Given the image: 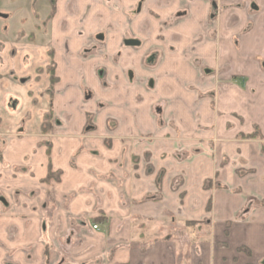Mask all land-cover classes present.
<instances>
[{"label":"crops","instance_id":"0c3cea01","mask_svg":"<svg viewBox=\"0 0 264 264\" xmlns=\"http://www.w3.org/2000/svg\"><path fill=\"white\" fill-rule=\"evenodd\" d=\"M117 1L106 14L118 31L114 56L104 35L80 46L81 55L92 48L85 55L124 64L119 73L99 60L104 99L122 97L132 113L118 112L115 130L100 117L73 131L78 99L70 102L64 88L56 90L60 101L40 93L62 83L57 63L44 73L52 47L7 41L0 52V264H264V99L257 102L264 0ZM139 17L154 28L163 22L165 32L139 36L132 26ZM10 71L31 72L32 81L27 86ZM181 75L195 98L172 92ZM120 88L125 94L109 92ZM93 89H83L85 105ZM158 89L166 98L151 101L157 113L142 117L141 105ZM237 97L251 102L240 107ZM205 101L217 121L235 113L240 124L205 133L171 125L179 122L174 105L202 108ZM53 106L62 128L43 124ZM195 127L205 128L198 120ZM190 233L189 254L182 253Z\"/></svg>","mask_w":264,"mask_h":264},{"label":"rangeland","instance_id":"374dc122","mask_svg":"<svg viewBox=\"0 0 264 264\" xmlns=\"http://www.w3.org/2000/svg\"><path fill=\"white\" fill-rule=\"evenodd\" d=\"M125 1L126 0H122V2ZM117 4L120 5L117 0H0V52L3 48H5V46H7V41L15 43L16 41L27 42L28 44L35 46L36 49H42L41 46H50L53 48L52 55L49 54L50 61L48 62L49 66L47 67L49 69H45L44 73L50 76L49 70L50 68H53V62L57 63V75L61 78L62 83L60 84V88L56 89L52 87V84L48 86L49 83H47L48 87L45 86L40 93H44L45 95V93L48 92L47 96H49V99L50 97L52 98V102L54 96H56V99L60 101L62 98L60 95L61 93L56 95V90L60 91L64 88L69 92L68 97L70 98V102L75 98L78 99L77 107L79 106V108H81V115H77V120L72 122L73 131L88 126L90 122H94L100 117H102V119L107 118L106 123L104 122V124L102 122L101 124H104L105 127L107 126L108 131H112L115 130L116 124L118 123L116 117V114H119L118 112H121L124 116L132 115V113L128 111L130 106H127L125 102L122 103V97L111 98L108 100L104 99V96H107L108 91L106 92L104 90L105 86L101 85L105 83V80L99 78L101 74L106 72V66L105 64L99 62L100 59L101 61H103V59H107L110 65L116 66L119 73L121 70L120 68L123 67L124 64H120V61L117 59L112 60L111 56L104 58V55L102 56L101 53H97L93 57L85 55L90 52L92 48L83 50L82 55L80 53V49H82L80 48L81 45L87 44L89 40H94L95 36L102 34L105 36L104 49L108 50L112 56H114L116 46L114 41L117 38L118 31L115 30L114 25L109 23L106 14L109 10L115 9ZM161 23L156 25L154 28V25L151 22H144V19L139 17L137 21L135 20L132 23V26L139 33V36L148 37L149 33L153 36L155 34H162L165 32L164 26ZM46 49L48 48L46 47ZM16 57L20 58V54ZM35 59L36 61H39L37 55L35 56ZM174 59L177 61L176 57H174ZM114 60H117V63H115ZM153 60L154 59L152 58L151 61ZM147 62L149 63V61ZM127 63L128 60H126V64ZM236 63L239 66L241 64V59H237ZM68 66L70 68L67 70ZM73 68H76V73H73ZM11 72L12 71H10L7 75L13 78L15 76H20L18 81L27 82V86L30 83L29 81H32L30 74H27L31 72H27L24 75H10ZM1 74L4 73L2 72ZM41 77L42 79H40V81L37 80L39 85L45 82L46 78L43 77H46V75L43 74ZM162 77H164V79L165 77L171 78V73L167 72ZM153 80L154 79L152 78L151 82H153ZM184 80L183 75L175 77L172 81V92L180 94L182 91L185 93L192 91L193 95L196 94L197 90H189V87L184 84L186 83ZM117 82L122 84V80ZM240 84L241 83H237L239 87ZM167 85L171 86L170 82ZM86 87H90L92 89L94 88L92 98H87V100L89 99V103L87 105L83 102V99L85 98L83 89ZM174 87L180 89L175 90ZM121 88L118 90L111 89L109 92L113 93L114 96H116L117 93L121 94L122 92L125 94V89ZM98 95L105 101L98 99ZM161 98H166V95L165 92L158 89V92H154V96L151 100H146L141 105V116H154L157 113L158 107H153L149 110V104L151 101H158ZM193 98H195V95ZM263 99L264 94H261L257 102L259 103L260 100ZM114 100H117L120 104H115V102H113ZM250 102L251 100L247 98L242 99V102L238 100V97L236 98V103H238L240 107H244V103L249 104ZM102 103H106L108 106L104 107L101 105ZM207 105V101L203 103L202 108L199 106H193V108H190L186 103L183 105H174L172 112L175 116L174 118H178L179 122H173L172 120L171 125L175 127L178 124H181L184 127L189 126L190 128L188 130L191 129L194 133H196V131L205 133L206 131L216 128L217 124L223 131L229 130L226 127L230 124L231 126L235 125V123L240 124V119L235 113L229 114L232 117L229 121H224L226 116L223 114L219 115L220 120L217 121L218 115L212 112L211 104H209V108ZM58 110L61 109L58 108ZM60 112L61 111H57V108L55 109L54 106L51 112L50 109L49 111L44 112L42 116L43 124L45 126H49V128H56L59 126L62 128L64 121ZM75 117L76 116H74V118ZM197 120L200 125L205 127L204 129L196 130L195 123ZM226 122L228 124H226ZM171 130L175 131L173 128H171ZM176 130L183 131V129ZM212 184L214 185L216 183ZM191 226L193 227H189L188 232L195 229L194 225ZM174 233L175 231L172 233L173 237L179 236ZM191 235L195 234H188L187 239L182 241L184 244L181 245L183 248L182 253L189 254L190 245L194 241V237Z\"/></svg>","mask_w":264,"mask_h":264},{"label":"flooded vegetation","instance_id":"af4514ba","mask_svg":"<svg viewBox=\"0 0 264 264\" xmlns=\"http://www.w3.org/2000/svg\"><path fill=\"white\" fill-rule=\"evenodd\" d=\"M215 14H216V7H215V5H213V10H212V12H211V14H210V19L212 18H214L215 17ZM102 34H99V35H97L96 36V38L97 39H101L102 38ZM51 69V68H50Z\"/></svg>","mask_w":264,"mask_h":264},{"label":"trees","instance_id":"16d2710c","mask_svg":"<svg viewBox=\"0 0 264 264\" xmlns=\"http://www.w3.org/2000/svg\"><path fill=\"white\" fill-rule=\"evenodd\" d=\"M46 123V122H45ZM256 135H254V134H250V135H247V137L248 138H253V137H255ZM263 150H264V147H263ZM262 204H264V203H262Z\"/></svg>","mask_w":264,"mask_h":264},{"label":"built area","instance_id":"2783aa9c","mask_svg":"<svg viewBox=\"0 0 264 264\" xmlns=\"http://www.w3.org/2000/svg\"><path fill=\"white\" fill-rule=\"evenodd\" d=\"M97 228V225H93V229H96Z\"/></svg>","mask_w":264,"mask_h":264}]
</instances>
